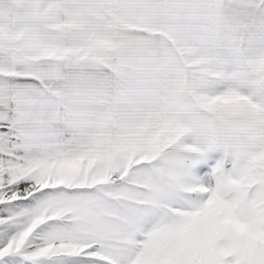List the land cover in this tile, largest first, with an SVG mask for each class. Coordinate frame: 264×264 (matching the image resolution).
<instances>
[{
    "label": "snow or ice",
    "instance_id": "6c2138e0",
    "mask_svg": "<svg viewBox=\"0 0 264 264\" xmlns=\"http://www.w3.org/2000/svg\"><path fill=\"white\" fill-rule=\"evenodd\" d=\"M0 264H264V0H0Z\"/></svg>",
    "mask_w": 264,
    "mask_h": 264
}]
</instances>
